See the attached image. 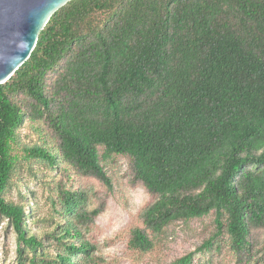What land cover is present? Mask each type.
<instances>
[{"label": "trees", "instance_id": "obj_1", "mask_svg": "<svg viewBox=\"0 0 264 264\" xmlns=\"http://www.w3.org/2000/svg\"><path fill=\"white\" fill-rule=\"evenodd\" d=\"M116 156L153 197L129 251L212 214V235L170 264L225 245L234 264L264 258V0H69L51 14L0 83V214L16 264L98 260L86 234L105 197L92 205V187L63 177L110 191ZM32 162L61 174L44 216L32 190L30 207L5 196Z\"/></svg>", "mask_w": 264, "mask_h": 264}, {"label": "rangeland", "instance_id": "obj_2", "mask_svg": "<svg viewBox=\"0 0 264 264\" xmlns=\"http://www.w3.org/2000/svg\"><path fill=\"white\" fill-rule=\"evenodd\" d=\"M23 132L28 133V130L23 128ZM106 168L113 184L110 191L94 177L80 176L73 172L70 181L63 177V181L68 184L74 182L76 185L92 187L96 192L92 196V205L105 197L104 210L95 218L86 234V237L97 246L95 254L98 255V260L87 264H170L175 258L194 250L204 239L212 235L213 215L209 214L187 222L176 221L170 224L150 252L140 254L129 251L126 248L128 228L139 224L137 214L153 201V197L141 185L130 183L124 157L116 156L110 159ZM20 175V181L14 182L6 193V198L21 205L27 204L29 207L35 205L32 197L25 192L28 188L34 193L36 215L44 216L51 213L49 197L53 194L54 181L61 179V174L51 171L43 163L32 162L31 167H26ZM29 225L37 231L48 228L46 223L30 222ZM256 231L258 236V230ZM15 246L14 229L0 214V264H16ZM192 264L234 263L225 245L220 251L212 249L209 252H196ZM256 264H264V258Z\"/></svg>", "mask_w": 264, "mask_h": 264}, {"label": "water", "instance_id": "obj_3", "mask_svg": "<svg viewBox=\"0 0 264 264\" xmlns=\"http://www.w3.org/2000/svg\"><path fill=\"white\" fill-rule=\"evenodd\" d=\"M69 0H0V83L29 57L51 14Z\"/></svg>", "mask_w": 264, "mask_h": 264}]
</instances>
